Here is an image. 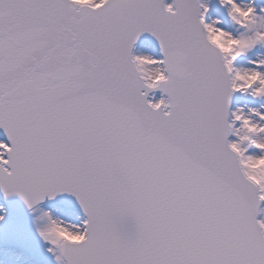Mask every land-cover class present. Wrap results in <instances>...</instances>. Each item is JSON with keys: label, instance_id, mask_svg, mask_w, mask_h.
<instances>
[{"label": "snow or ice", "instance_id": "obj_1", "mask_svg": "<svg viewBox=\"0 0 264 264\" xmlns=\"http://www.w3.org/2000/svg\"><path fill=\"white\" fill-rule=\"evenodd\" d=\"M0 131L51 264H264V0H0Z\"/></svg>", "mask_w": 264, "mask_h": 264}, {"label": "rangeland", "instance_id": "obj_2", "mask_svg": "<svg viewBox=\"0 0 264 264\" xmlns=\"http://www.w3.org/2000/svg\"><path fill=\"white\" fill-rule=\"evenodd\" d=\"M4 217V221L0 222V249L16 248L26 256H31L34 261L51 264V257L45 254L44 246L34 232L32 225L34 216Z\"/></svg>", "mask_w": 264, "mask_h": 264}, {"label": "bare ground", "instance_id": "obj_3", "mask_svg": "<svg viewBox=\"0 0 264 264\" xmlns=\"http://www.w3.org/2000/svg\"><path fill=\"white\" fill-rule=\"evenodd\" d=\"M262 207H264V203ZM54 208L61 207H58L56 205L54 207H49L45 209ZM0 215H4V208H2V211H0ZM0 264H41V262L34 261V259L32 260L31 256H26L23 252H19L16 248H11L10 250L0 249Z\"/></svg>", "mask_w": 264, "mask_h": 264}, {"label": "water", "instance_id": "obj_4", "mask_svg": "<svg viewBox=\"0 0 264 264\" xmlns=\"http://www.w3.org/2000/svg\"><path fill=\"white\" fill-rule=\"evenodd\" d=\"M147 50V49H146ZM1 141V140H0Z\"/></svg>", "mask_w": 264, "mask_h": 264}]
</instances>
